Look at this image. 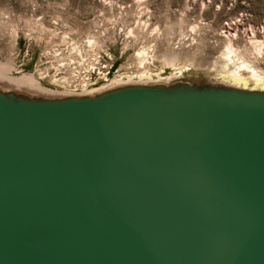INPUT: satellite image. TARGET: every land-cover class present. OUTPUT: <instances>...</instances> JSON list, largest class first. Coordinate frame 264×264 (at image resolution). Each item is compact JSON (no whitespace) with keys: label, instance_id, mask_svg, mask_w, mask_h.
<instances>
[{"label":"water","instance_id":"95a60500","mask_svg":"<svg viewBox=\"0 0 264 264\" xmlns=\"http://www.w3.org/2000/svg\"><path fill=\"white\" fill-rule=\"evenodd\" d=\"M15 77L0 75V264H264V87Z\"/></svg>","mask_w":264,"mask_h":264},{"label":"rangeland","instance_id":"374dc122","mask_svg":"<svg viewBox=\"0 0 264 264\" xmlns=\"http://www.w3.org/2000/svg\"><path fill=\"white\" fill-rule=\"evenodd\" d=\"M65 32L94 36L120 75L172 72L171 57L181 72L213 75L207 64L228 42L264 73V0H0V61L14 67L9 75L31 74L52 44L46 39Z\"/></svg>","mask_w":264,"mask_h":264},{"label":"built area","instance_id":"2783aa9c","mask_svg":"<svg viewBox=\"0 0 264 264\" xmlns=\"http://www.w3.org/2000/svg\"><path fill=\"white\" fill-rule=\"evenodd\" d=\"M46 40H52V44L39 52V63L31 72L38 83L47 81L55 89L81 91L110 77L119 78L109 48L97 44L94 36L77 38L65 32ZM57 40L59 45L55 44Z\"/></svg>","mask_w":264,"mask_h":264},{"label":"bare ground","instance_id":"6f19581e","mask_svg":"<svg viewBox=\"0 0 264 264\" xmlns=\"http://www.w3.org/2000/svg\"><path fill=\"white\" fill-rule=\"evenodd\" d=\"M145 53L146 52L144 51V54ZM165 63L166 65L171 66V68L173 67L172 70L174 73H181L182 68H185L184 66L182 68L174 67L173 57L166 60ZM207 68L212 71L218 78L229 83L243 86L252 85L264 87V73L259 71L258 68L253 67L252 64H250V62L247 61V59L244 57V53L242 51H238V49L235 48L231 42H228L225 45L224 51L221 54V58L208 63ZM13 69L14 67H12L8 62L0 61V75H9L10 72L13 71ZM244 72L246 74L242 76ZM159 75V73L151 74L148 71H143L138 74L135 73L131 75H120L119 78H124L127 80L148 79L152 78L153 76ZM15 79L23 83H35V79L31 74H23L21 76L15 77Z\"/></svg>","mask_w":264,"mask_h":264}]
</instances>
